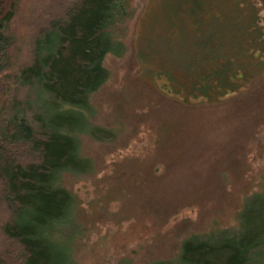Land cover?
Wrapping results in <instances>:
<instances>
[{"label":"trees","instance_id":"16d2710c","mask_svg":"<svg viewBox=\"0 0 264 264\" xmlns=\"http://www.w3.org/2000/svg\"><path fill=\"white\" fill-rule=\"evenodd\" d=\"M128 1L0 0V264H76L74 197L63 181L92 172L81 137L112 141L90 100L110 79L105 58L124 53L113 33L132 16ZM181 8L188 59L181 82L168 83L204 105L264 90V0H182ZM255 124L247 137L264 145V132L256 135L264 119ZM156 125V154L141 163V176H159L169 161L164 141L176 123ZM261 165L233 228L188 232L173 255L151 264H264V157ZM233 168L250 171L242 156ZM153 212L139 217L166 222Z\"/></svg>","mask_w":264,"mask_h":264},{"label":"rangeland","instance_id":"374dc122","mask_svg":"<svg viewBox=\"0 0 264 264\" xmlns=\"http://www.w3.org/2000/svg\"><path fill=\"white\" fill-rule=\"evenodd\" d=\"M128 2L132 16L113 33L124 53L105 58L110 79L90 100L95 124L109 129L112 141L81 137L80 153L91 160L92 172L63 181L74 197L76 264H151L173 255L188 232L217 224L233 228L263 172V142L255 145L247 133L264 119V90L213 105L192 103L195 94L167 82H181L179 67L188 59L190 42L181 39L179 23L182 0ZM157 121L176 123L164 141L172 147L169 161L159 176H141V163L156 154ZM241 156L250 169L245 176L233 168ZM144 210L168 218L141 220Z\"/></svg>","mask_w":264,"mask_h":264}]
</instances>
